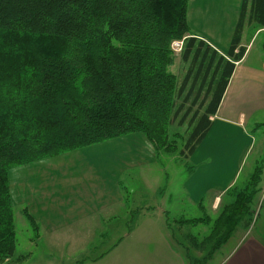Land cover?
Segmentation results:
<instances>
[{"label":"trees","instance_id":"1","mask_svg":"<svg viewBox=\"0 0 264 264\" xmlns=\"http://www.w3.org/2000/svg\"><path fill=\"white\" fill-rule=\"evenodd\" d=\"M187 6L188 0H0V262L11 260L16 246L11 167L131 132L171 151L173 123L186 126L180 154L196 150L244 54L246 0L225 56L192 33ZM256 7L264 11V1ZM182 37L179 79L170 70V45ZM261 174L256 166L214 219L191 220L211 224L201 240L188 236L210 244L209 256L252 213Z\"/></svg>","mask_w":264,"mask_h":264},{"label":"rangeland","instance_id":"2","mask_svg":"<svg viewBox=\"0 0 264 264\" xmlns=\"http://www.w3.org/2000/svg\"><path fill=\"white\" fill-rule=\"evenodd\" d=\"M254 29L245 26L243 42ZM184 38L170 45L175 56L170 70L179 79L185 69ZM251 44L264 54V31ZM185 128L170 125L171 151L156 149L142 132H131L11 167L16 246L13 258L0 264H218L244 230L264 241V114L244 126V139L214 146L210 134L197 153L187 156L179 152ZM256 166L262 167L261 190L250 205L252 213L242 216L209 256L210 244L188 236L201 240L211 224L191 220L214 219Z\"/></svg>","mask_w":264,"mask_h":264},{"label":"crops","instance_id":"3","mask_svg":"<svg viewBox=\"0 0 264 264\" xmlns=\"http://www.w3.org/2000/svg\"><path fill=\"white\" fill-rule=\"evenodd\" d=\"M259 1L246 0L240 35V45L245 47V51L242 58L235 62L218 108L215 114L210 116L211 125L204 139L214 134V146L230 140L235 141L238 137L244 139L247 137L244 126L246 127L257 113L264 114V54L262 49L252 50L251 44L253 38L264 31V11L256 7ZM242 3L243 0H201V3L199 0H188V25L192 33L225 56L240 19ZM248 16L249 22L246 24ZM245 26H255L246 43L243 42V34H247L244 32ZM198 147L199 145L193 154L197 153ZM45 176L43 174L42 178ZM32 192L35 193L33 187ZM218 198L216 195L214 206ZM92 212L77 214L84 217ZM30 215L36 223L37 219L35 220L33 214ZM239 234L218 264H264V241L247 230Z\"/></svg>","mask_w":264,"mask_h":264},{"label":"built area","instance_id":"4","mask_svg":"<svg viewBox=\"0 0 264 264\" xmlns=\"http://www.w3.org/2000/svg\"><path fill=\"white\" fill-rule=\"evenodd\" d=\"M177 44V42H172V48H174V46H176Z\"/></svg>","mask_w":264,"mask_h":264}]
</instances>
